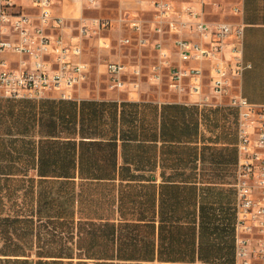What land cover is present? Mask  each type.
I'll return each mask as SVG.
<instances>
[{
    "label": "crops",
    "instance_id": "obj_1",
    "mask_svg": "<svg viewBox=\"0 0 264 264\" xmlns=\"http://www.w3.org/2000/svg\"><path fill=\"white\" fill-rule=\"evenodd\" d=\"M74 1L80 15L88 4ZM60 2L58 13L79 17ZM209 3L217 18L207 20L243 26L250 64L213 104L176 90L144 94L140 85L0 97V264L236 263L239 110L230 98L264 106V0H233L224 12ZM124 47L126 61L156 55Z\"/></svg>",
    "mask_w": 264,
    "mask_h": 264
},
{
    "label": "built area",
    "instance_id": "obj_2",
    "mask_svg": "<svg viewBox=\"0 0 264 264\" xmlns=\"http://www.w3.org/2000/svg\"><path fill=\"white\" fill-rule=\"evenodd\" d=\"M77 1H85L86 9L99 5L98 0ZM29 2V6H23L15 0H0V97L42 99L58 93L69 98L92 68L82 60L85 37L107 32L112 22L108 18L58 13L55 0ZM150 2L152 19L121 18L120 22L138 36L123 37L120 43L151 47L156 53L152 78L161 81L167 75L172 89L195 96L197 104H213L211 96L219 99L227 94L232 81L250 68L243 60V26L207 20L205 8L210 0H182L178 4L174 0ZM233 10L238 12L237 7ZM67 31L75 36L68 39ZM149 33L160 38L151 41ZM5 52L18 55L20 60L2 58ZM105 66L109 88H139L142 77L139 64L115 60ZM206 87L209 94H204ZM230 105L239 110V159L234 183L235 264H250L255 104L245 97L232 96ZM262 171L259 264H264V125Z\"/></svg>",
    "mask_w": 264,
    "mask_h": 264
},
{
    "label": "rangeland",
    "instance_id": "obj_3",
    "mask_svg": "<svg viewBox=\"0 0 264 264\" xmlns=\"http://www.w3.org/2000/svg\"><path fill=\"white\" fill-rule=\"evenodd\" d=\"M143 4L138 0H98L99 6L96 10L85 9L80 12L81 4L74 0H66L67 10L74 11L76 10V16L81 17H96V18H108L112 22V30L108 32L90 34L85 37L84 43L86 47L83 52V60L87 62L91 68L87 78L80 86L76 87L74 92H86L88 94H94L97 92L109 91L108 89V75L106 73V63L111 60L123 61L127 64H139L142 70V77L139 80V91H143L144 94H151L152 96L155 93L161 92L164 95H169L171 92H174L169 86V78L167 75H163L161 81H157L152 78L154 73L153 65L156 63V57H152V53L143 52L141 59L137 60L135 57L132 61L124 60L123 56L128 53L127 47L121 46L120 40L125 36L123 29L126 27L123 22H120L121 18L127 17L138 18L143 17L145 20H148L152 15L151 9V0H142ZM176 4L180 3L182 0H174ZM233 0H213L217 2L220 6V11L224 12L228 10ZM56 3H61L60 0H57ZM214 3H208L205 11L207 19H216L217 16H213L209 11H212L214 8ZM139 12V15H134V13ZM153 16V15H152ZM223 19H226L223 18ZM108 41L111 44L108 46L107 50L103 45L104 42ZM127 48V49H125ZM110 50V51H109ZM155 59V60H154ZM134 60V61H133ZM136 80V79H132ZM111 91V90H110Z\"/></svg>",
    "mask_w": 264,
    "mask_h": 264
},
{
    "label": "bare ground",
    "instance_id": "obj_4",
    "mask_svg": "<svg viewBox=\"0 0 264 264\" xmlns=\"http://www.w3.org/2000/svg\"><path fill=\"white\" fill-rule=\"evenodd\" d=\"M256 127L254 132L255 158L253 163L254 190L252 195L253 221L251 227L252 253L250 264H259L260 251V220H261V188H262V156H263V125L264 106L255 105Z\"/></svg>",
    "mask_w": 264,
    "mask_h": 264
}]
</instances>
